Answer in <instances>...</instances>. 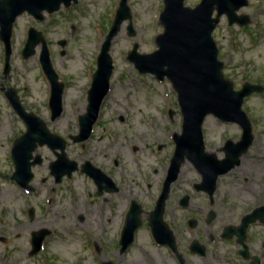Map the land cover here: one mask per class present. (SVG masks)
Returning a JSON list of instances; mask_svg holds the SVG:
<instances>
[{"label": "rangeland", "instance_id": "374dc122", "mask_svg": "<svg viewBox=\"0 0 264 264\" xmlns=\"http://www.w3.org/2000/svg\"><path fill=\"white\" fill-rule=\"evenodd\" d=\"M199 1L185 0V5L194 7ZM118 2L76 0L68 8L61 7L50 15L44 13L42 21H35L26 13L20 15L12 27V54L7 74L3 73L4 47L0 40V239H4L0 240V264H103L105 256L118 264L114 249L110 254L104 249L116 234L115 226L98 220V215L105 216L106 204L103 199L90 204L94 199L88 194L92 183L85 174L76 171L55 184L48 165L56 158L43 146L36 151L43 162L32 169L33 190L25 191L11 180L12 142L25 132V125L1 87L15 89L25 110L40 117L51 133L66 141V158L78 166L92 161L94 165L108 167L117 157L122 176L148 178L152 193L169 167L174 149L172 138L181 133L182 123L176 93L166 78L159 81L150 74H140L126 59L135 43L140 54L157 49L154 39L163 30L159 23L163 0H127L135 36H128L125 21L112 41L110 89L92 133L83 148L69 139L78 133V117L86 113L96 58ZM238 14L246 15L249 23L229 25L222 16L212 32L223 64L222 73L236 90L246 82L264 87V0H248V5ZM30 27L43 33L51 64L64 86L62 114L53 121L48 107L50 84L39 63L40 46L27 59L21 54ZM59 40L66 41L63 55ZM69 91L74 95H69ZM79 106L83 111L80 114ZM242 109L251 123L253 140L242 155L240 166L219 179L218 189L235 186V182H242L244 178L255 179L257 187L264 186V91L246 97ZM241 132L237 124L224 123L212 115L202 124L206 150L218 159L223 158L220 152L223 144L228 140L237 142ZM115 151H119V156ZM196 181L199 176L192 164L185 161L175 188L180 190L179 194L190 191L191 183ZM30 208L34 209L32 219L28 217ZM79 214L84 216V221H78ZM41 229L49 230L50 235L44 239L41 250L30 256V235ZM156 249L146 231L141 230L127 257L144 262L146 256L157 264L160 260Z\"/></svg>", "mask_w": 264, "mask_h": 264}, {"label": "water", "instance_id": "95a60500", "mask_svg": "<svg viewBox=\"0 0 264 264\" xmlns=\"http://www.w3.org/2000/svg\"><path fill=\"white\" fill-rule=\"evenodd\" d=\"M185 0H163V10L159 15L162 33L155 37L157 49L149 54H140L135 43L127 55V60L133 63L139 73L152 74L158 80L167 78L177 94V102L182 115L181 133L173 135L175 149L170 161L168 176L164 183V191L158 202L156 213L158 224L150 222L156 240L161 235L159 229H164L160 221L162 206L169 184L174 181L180 171L184 159H188L202 177L203 186L209 192L215 187L218 176L226 174L240 162V157L252 143L251 124L241 106L246 96L264 88L258 84L245 83L240 90H234L232 83L222 72V62L218 60L217 46L212 38V32L220 18L225 16L228 24L244 26L249 23L246 15H238V11L248 5V0H200L194 7L186 6ZM76 0H0V39L4 45V74L9 72L11 55V33L16 18L27 13L35 20L41 21L43 13L58 11L63 4L69 7ZM215 12V16L214 15ZM127 21V34L134 37L135 30L131 22L127 0H119L114 19L101 45L97 57V68L93 74L91 88L88 92L87 112L79 117V133L71 136L73 143H81L90 136L92 126L97 119L102 99L109 90V80L112 74V58L109 54L113 39L119 33L121 25ZM40 45V65L51 84L49 108L51 120L62 113L63 85L51 65L46 41L41 31L29 28L27 40L22 50V57L27 59L35 54V48ZM58 45L64 53L66 42L59 41ZM5 96L14 111L26 126L23 135L13 142L11 158L14 172L11 179L22 188H31V167L42 162L39 155L32 153L37 146L47 145L56 155V161L51 162L50 172L56 182L63 176L70 177L77 169L73 161L66 159L64 150L66 141L48 131L45 123L34 113L27 112L22 106L16 91L12 88L5 90ZM226 122L235 123L241 128V137L237 142L228 140L221 151L224 158L218 159L214 154L205 151L202 135V124L206 116ZM59 150V152H57ZM83 172L92 174L89 163L84 165ZM96 174H98L96 172ZM30 218L33 210H30ZM248 215L245 224L252 221ZM138 220L128 222L122 232L123 247L133 241ZM50 231L41 229L31 233L30 256L35 255ZM4 240V239H3ZM109 264V263H103Z\"/></svg>", "mask_w": 264, "mask_h": 264}, {"label": "flooded vegetation", "instance_id": "af4514ba", "mask_svg": "<svg viewBox=\"0 0 264 264\" xmlns=\"http://www.w3.org/2000/svg\"><path fill=\"white\" fill-rule=\"evenodd\" d=\"M72 144L84 147V143ZM43 146L52 151L56 158L54 151L47 145L38 147ZM37 148L35 154H37ZM135 150L136 148H132V151ZM119 154V151H115L116 156ZM185 161L191 163L185 158L182 164ZM51 162L48 165L49 174L55 184H60L64 176L60 182H56L50 172ZM86 162L90 165L88 167L92 173L90 175L83 172V165ZM240 164L241 160L230 171L238 168ZM119 165L117 157L108 167L85 161L77 165L74 171L85 174L92 183V190L88 191V194L91 193V198L94 197V199L91 202L89 199L90 204L100 199H103L106 204L107 214L98 215L100 216L98 220L101 223L106 221L109 226H115L116 234L111 244L104 249L107 254L114 249L118 264H144V262L153 264L146 256L147 262L137 257L131 260L127 257L130 249L136 244L141 230L146 231L152 245L157 248V257L160 260L157 264H264V186L257 187L259 184L255 179L246 178L245 180L244 178L242 182H235L237 183L235 186L218 189L219 179L227 175L229 171L217 178L214 189L209 192L208 187L203 186L201 177L194 168L199 181L191 183L190 191L179 194L180 190L175 188L179 171L176 179L169 184L160 216L164 229L158 230L161 237L156 240L150 222L153 221L155 224L159 222L156 210L164 191L168 169L156 185V191L152 193L153 187L148 182V178L126 179L122 176ZM29 190L33 189L29 188ZM31 209L34 216V209L30 208L28 217H30ZM248 215L252 221L245 224ZM76 218L78 221H84L82 214ZM136 218L138 227L134 232L133 241L123 247L121 243L123 229L128 222H135ZM143 252L144 250L141 249V253ZM105 260V263L113 264L106 256Z\"/></svg>", "mask_w": 264, "mask_h": 264}, {"label": "bare ground", "instance_id": "6f19581e", "mask_svg": "<svg viewBox=\"0 0 264 264\" xmlns=\"http://www.w3.org/2000/svg\"><path fill=\"white\" fill-rule=\"evenodd\" d=\"M69 95H74V92H72V91H69ZM83 111H81V108H80V106H79V108H78V113L80 114V113H82Z\"/></svg>", "mask_w": 264, "mask_h": 264}]
</instances>
